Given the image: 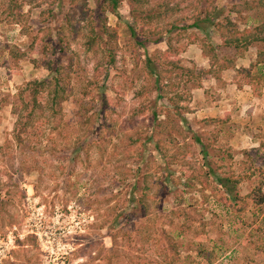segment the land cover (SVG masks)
I'll list each match as a JSON object with an SVG mask.
<instances>
[{
    "label": "rangeland",
    "instance_id": "rangeland-1",
    "mask_svg": "<svg viewBox=\"0 0 264 264\" xmlns=\"http://www.w3.org/2000/svg\"><path fill=\"white\" fill-rule=\"evenodd\" d=\"M9 1L0 0V264H264V203L255 201L264 193V142L243 147L260 134L237 119L207 125L214 111L199 114L205 105L195 80L179 79L176 68L172 76L188 92L182 105L190 112L168 116L172 104L158 100L149 73L150 60L166 67L169 43L180 48L183 70H208L204 39L221 59L255 63L264 43L236 51L214 26H189L216 10L214 21L229 16L240 32L255 30L260 10L230 11L257 0H169L179 10L157 24L159 41L145 47L131 27L141 41L150 28L139 31L131 0L103 17L95 0L84 11L83 0H18L20 23ZM55 75L67 86L65 100L52 108L47 91L39 94L43 110L28 124L35 94L28 84ZM206 86L201 94L212 106L222 92ZM169 119L184 132L174 133V142ZM212 134L220 136L209 147ZM203 136L202 145L196 139Z\"/></svg>",
    "mask_w": 264,
    "mask_h": 264
},
{
    "label": "trees",
    "instance_id": "trees-1",
    "mask_svg": "<svg viewBox=\"0 0 264 264\" xmlns=\"http://www.w3.org/2000/svg\"><path fill=\"white\" fill-rule=\"evenodd\" d=\"M84 1V7L81 9L84 11L86 9V3L88 0H83ZM134 3L137 4V8L135 9V12H137V23L143 24L140 25V30L143 32L145 28H150L149 29V35L150 37L146 41H141V39H138L140 36L137 34V31L135 28L131 27V32L135 38L139 41V44L143 47L147 45V43H150L151 40L152 42H157L159 41V38L161 36V31H159L158 28H156L157 24L160 22V24L165 21L169 16L175 14L179 10V5L175 6H170V1L169 0H161L156 2L154 5L148 7L150 5V0H131ZM10 4L8 6L9 10H14L17 12L15 22L20 23L21 21L24 20V15L22 14V7L19 5L18 0H10ZM22 2H26L25 5H31L33 4L34 0H23ZM55 2H60V0H55ZM77 0H71L72 4H75ZM96 3V13L97 16L103 17L108 10H110L113 14L118 15V7L120 4V0H95ZM247 4V5H246ZM244 4L241 5H233L232 9L230 12L235 13L237 15H242V9L247 10V11H261V14L264 15V0H257V1H246L245 7L243 6ZM246 8V9H245ZM218 11H210L208 10L207 15L202 18V14L197 17V21L193 23V25L189 26V28H195L197 30H203L204 25L208 23L209 25L214 26L216 29V32L220 33L221 35V40L226 48H231L236 51H244L247 49L249 46L255 44V43H264V16L262 19V24L261 26L257 27L255 30H245L240 32V29L238 27V24L233 22V19H231L229 16H224L221 19H218V21H214V13ZM85 13V12H84ZM10 14V13H9ZM68 23H70V17L66 16ZM154 26V29L152 27ZM85 29L84 27L81 28V31ZM88 29L91 31V33H94V28L92 26H88ZM80 31V32H81ZM49 32V30H47ZM145 33V32H144ZM61 35V30L58 33ZM80 35V33H79ZM142 38L146 39V36L142 35ZM156 39H152V38ZM42 38L43 34L42 32H39V34L35 37L36 44L39 47L40 44L42 43ZM149 40V41H148ZM197 42V41H196ZM195 41H192L191 44H194ZM201 50L202 53L205 57L209 58L210 60V65L211 68L208 70H200L198 73H194L192 70H183L180 67L177 53L179 52L180 48L179 47H173L170 43L169 46L167 47V50L163 53L164 60L162 61L163 64L166 66L164 69H156L154 64L152 63L153 61L150 60V69L149 73L150 75L155 79V87L158 94V100L159 101H167L172 104V108L169 109L167 108V113L168 116H172L171 112L178 113L180 110H183L185 114H188L190 111L187 107H184L182 103L190 101L189 95H187L186 91L180 90V82H177L176 79L172 76L173 71L176 69L182 70L181 75L179 79L188 80L191 79V81H194L193 83V88H199L202 87V77L200 75L206 74L209 75L215 71H223V70H228L231 68H235V63L231 59L223 58L221 59L219 57V54L217 53L215 47L212 45V43L207 42L205 39L201 43ZM178 50V52H176ZM181 51V50H180ZM48 68L54 70V67L51 66V63H48ZM263 65L264 66V49L259 52L257 56V65ZM172 66V68H169ZM254 67V64L252 65ZM264 68V67H263ZM57 70V68L55 69ZM54 70V71H55ZM238 72L244 76L245 78H248L250 76V70L245 69L244 67H241L238 69ZM165 73L169 74L168 78L170 82L166 83V78L163 76ZM245 75H248L246 77ZM57 76H53V78L50 81H34L30 82L28 85L34 89L35 94L33 97V108L28 113L27 115V122L28 124L31 122H34V114L38 112V110L42 111V105L38 102V95L39 94H44L47 91V98H48V103L49 106L52 105V108L60 106L63 101L65 100L64 95L67 92V86H64L62 81L58 78ZM255 79H260V76H257ZM156 117L158 118V114L156 113ZM183 122H186L187 127L188 122L187 119L183 118ZM168 123L169 126H171V129L169 130L168 136L171 138V140L174 142V133H178L180 131L182 134L184 132L182 131V128L173 122L171 119H169ZM227 122V119H211L208 121L207 125L211 126L216 123L220 124H225ZM167 126V125H166ZM168 127V126H167ZM220 134H212L211 138L212 141L208 144L209 147H213L214 144L218 141ZM206 136L203 137H198L196 140L200 144H204L203 139H205ZM182 146V145H181ZM180 146V147H181ZM178 156L183 155L182 151L177 152ZM244 179L239 178L237 180L238 183L242 182ZM231 183L230 180L225 179L223 181V186L226 187V185H229ZM264 186V185H262ZM262 190V189H261ZM261 190L257 192V195L255 197H259L258 194H261ZM263 196L255 201L257 202L256 204H261L263 202ZM247 204L242 205V211L245 210ZM164 234H167V232H163ZM168 236V235H167Z\"/></svg>",
    "mask_w": 264,
    "mask_h": 264
},
{
    "label": "crops",
    "instance_id": "crops-1",
    "mask_svg": "<svg viewBox=\"0 0 264 264\" xmlns=\"http://www.w3.org/2000/svg\"><path fill=\"white\" fill-rule=\"evenodd\" d=\"M193 45L191 44V46ZM204 58L207 59L209 63V67L206 68L210 69L211 65L209 58L205 56ZM234 63L235 68L214 71L213 74L211 73L209 76L210 80L203 81V86L195 89V91L200 92L196 98H198L200 104L205 105L203 107L200 106V109L197 111L199 114L203 111H214V113L207 115V118H209L208 116H212L215 119L226 118L229 123L235 119H237V121L246 122V124L250 122L252 130L258 132L260 135L258 137H249V140L244 142L243 147L261 146L260 144L264 142V66L260 64L257 65V61H255V63L252 61L249 67H244L250 70V76L248 77V75H245L248 77L245 78L238 72V69L241 67L236 64V61H234ZM253 64L254 67L252 66ZM219 72V75L216 74ZM257 76H260V79H255ZM206 81H208L209 84L214 83V88L222 92V94L217 95V102L212 106H209L210 103L205 93L201 94L202 91L209 92L211 89V87L206 86ZM258 88H260V91H258ZM230 89L232 95H228ZM200 96L202 97L199 98ZM247 98L248 101H246ZM262 196L264 199V193ZM263 203L264 200L261 204Z\"/></svg>",
    "mask_w": 264,
    "mask_h": 264
}]
</instances>
